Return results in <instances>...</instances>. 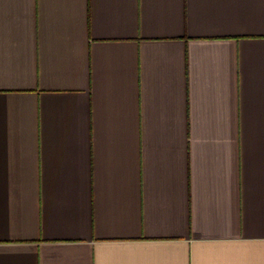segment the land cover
I'll return each instance as SVG.
<instances>
[{"label":"crops","instance_id":"1","mask_svg":"<svg viewBox=\"0 0 264 264\" xmlns=\"http://www.w3.org/2000/svg\"><path fill=\"white\" fill-rule=\"evenodd\" d=\"M0 264H264V0H0Z\"/></svg>","mask_w":264,"mask_h":264}]
</instances>
